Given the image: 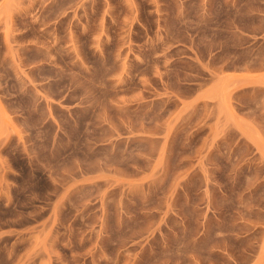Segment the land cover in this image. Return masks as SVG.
Here are the masks:
<instances>
[{
    "label": "rangeland",
    "instance_id": "obj_1",
    "mask_svg": "<svg viewBox=\"0 0 264 264\" xmlns=\"http://www.w3.org/2000/svg\"><path fill=\"white\" fill-rule=\"evenodd\" d=\"M0 264H264V0H0Z\"/></svg>",
    "mask_w": 264,
    "mask_h": 264
}]
</instances>
